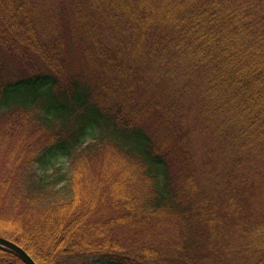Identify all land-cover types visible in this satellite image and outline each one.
<instances>
[{
    "label": "trees",
    "instance_id": "obj_1",
    "mask_svg": "<svg viewBox=\"0 0 264 264\" xmlns=\"http://www.w3.org/2000/svg\"><path fill=\"white\" fill-rule=\"evenodd\" d=\"M40 1L0 0V236L37 264H264V0H69L80 25Z\"/></svg>",
    "mask_w": 264,
    "mask_h": 264
},
{
    "label": "rangeland",
    "instance_id": "obj_2",
    "mask_svg": "<svg viewBox=\"0 0 264 264\" xmlns=\"http://www.w3.org/2000/svg\"><path fill=\"white\" fill-rule=\"evenodd\" d=\"M142 1V0H141ZM77 2L73 1V3L71 4V2L69 0H50V3H46L44 1H40L36 4V6L39 9V13L43 16V18H47L49 21L53 22L54 16L58 13H62L64 12L66 15H69V19H68V23L71 24L73 19L74 21L79 20L78 21V25L81 24V20L84 21V24L86 23V18L84 15L83 10H81L83 19L80 18L79 16V10L80 8L77 7ZM108 10V8H107ZM109 13V11H108ZM66 21V20H65ZM64 21V22H65ZM105 19L104 18H99L98 20H94V19H87L88 25L94 26V30L96 32L99 33V35H104L105 33L108 34L109 33V25L107 23L104 22ZM67 22V21H66ZM67 23V24H68ZM83 24V25H84ZM55 31L53 30V33ZM67 30L62 29L61 31V35L62 36H66L67 34ZM81 34L78 33V36ZM48 37H52V33L47 32ZM18 61L12 59L10 56H3L2 59V66L6 69V72L9 73V75H15V74H19L22 73L24 70L26 71V68L21 69L20 66L18 65ZM22 65V64H21ZM23 66V65H22ZM3 70V69H1ZM96 264H103V263H96Z\"/></svg>",
    "mask_w": 264,
    "mask_h": 264
},
{
    "label": "water",
    "instance_id": "obj_3",
    "mask_svg": "<svg viewBox=\"0 0 264 264\" xmlns=\"http://www.w3.org/2000/svg\"><path fill=\"white\" fill-rule=\"evenodd\" d=\"M0 247L9 249L20 256L27 264H37L36 261L18 244L0 236Z\"/></svg>",
    "mask_w": 264,
    "mask_h": 264
}]
</instances>
